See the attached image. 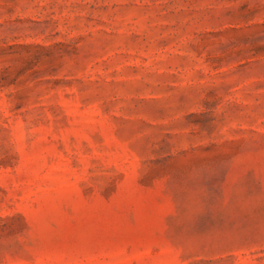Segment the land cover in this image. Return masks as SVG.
I'll list each match as a JSON object with an SVG mask.
<instances>
[{
	"label": "rangeland",
	"instance_id": "1",
	"mask_svg": "<svg viewBox=\"0 0 264 264\" xmlns=\"http://www.w3.org/2000/svg\"><path fill=\"white\" fill-rule=\"evenodd\" d=\"M0 264H264V0H0Z\"/></svg>",
	"mask_w": 264,
	"mask_h": 264
}]
</instances>
